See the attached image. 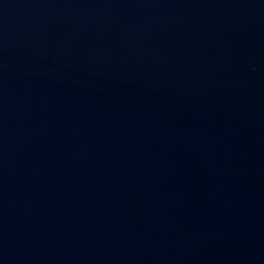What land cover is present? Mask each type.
Here are the masks:
<instances>
[{
  "label": "water",
  "instance_id": "95a60500",
  "mask_svg": "<svg viewBox=\"0 0 264 264\" xmlns=\"http://www.w3.org/2000/svg\"><path fill=\"white\" fill-rule=\"evenodd\" d=\"M0 264H264V0H0Z\"/></svg>",
  "mask_w": 264,
  "mask_h": 264
}]
</instances>
